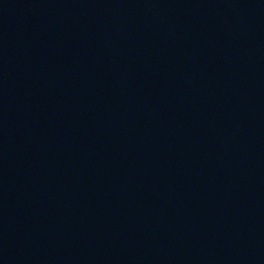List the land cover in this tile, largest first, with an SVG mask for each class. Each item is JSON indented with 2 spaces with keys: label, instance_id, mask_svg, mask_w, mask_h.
Listing matches in <instances>:
<instances>
[{
  "label": "water",
  "instance_id": "water-1",
  "mask_svg": "<svg viewBox=\"0 0 264 264\" xmlns=\"http://www.w3.org/2000/svg\"><path fill=\"white\" fill-rule=\"evenodd\" d=\"M0 264H264V0H0Z\"/></svg>",
  "mask_w": 264,
  "mask_h": 264
}]
</instances>
